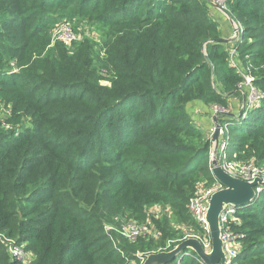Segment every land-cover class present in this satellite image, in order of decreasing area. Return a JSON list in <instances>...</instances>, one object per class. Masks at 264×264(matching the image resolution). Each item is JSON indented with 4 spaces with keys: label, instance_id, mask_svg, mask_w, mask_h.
<instances>
[{
    "label": "trees",
    "instance_id": "trees-1",
    "mask_svg": "<svg viewBox=\"0 0 264 264\" xmlns=\"http://www.w3.org/2000/svg\"><path fill=\"white\" fill-rule=\"evenodd\" d=\"M210 7L0 0V103L10 110L0 116V264H126L176 246L184 227L211 241L187 207L200 183H217L212 139L188 105L217 107L225 135L237 126L234 156L264 167V0H227L240 25L231 46ZM60 23L96 34L58 40ZM246 75L255 99L240 87ZM258 195L231 225L240 247L231 264H264V185ZM128 220L163 235L129 239ZM181 264L201 263L188 250Z\"/></svg>",
    "mask_w": 264,
    "mask_h": 264
},
{
    "label": "built area",
    "instance_id": "built-area-1",
    "mask_svg": "<svg viewBox=\"0 0 264 264\" xmlns=\"http://www.w3.org/2000/svg\"><path fill=\"white\" fill-rule=\"evenodd\" d=\"M212 3L221 9H227V0H213ZM84 24L87 25L86 23ZM95 34L96 32H94V35ZM54 36L58 40L64 39L68 41L76 39L78 37L73 34L71 24L58 25L55 29ZM232 53H234V50H232ZM234 64L238 66V69L240 72L242 73L244 72V69H242L241 66L237 64L235 61H234ZM240 87L244 88L245 90H247V88H250V90L254 89L252 87V77L249 75H246V82L240 85ZM252 99H255V96H252ZM250 101L252 100L250 99ZM0 105L4 106V104L2 103H0ZM4 111H5L6 116H7V113H10V110L6 109L5 106H4ZM216 127H217V124H215V127L213 128L211 136L214 135ZM220 133L221 135L219 137V142L216 146V152L215 154L213 152L215 145H216L214 143H213L214 147H212L213 150L211 152L213 157L217 159L218 164L221 165L226 172H228L234 177H238L246 181H252V180H255L257 177H261L262 180L264 181V167H260L256 165L254 162H246V161L239 160L237 159L236 156H234V159L229 158V155L227 152V147L229 145V134L225 135L223 127L220 129ZM210 168H212V162H211ZM223 187H224L223 184L219 182L218 180H217V183L213 185H209V186H206L204 183H200L194 195L190 198V201L187 204L189 211L191 212L193 217L196 219V221L200 224V226H202L205 232L210 233L209 225L206 220V215H207L208 207H209V199L211 198L214 192L222 189ZM261 191H262V186L256 187L257 195L260 194ZM160 211H161V206H158V205H155L149 210L150 213L157 214V215L158 213H160ZM238 211H239V206L228 205L221 212V216H220L222 239H223L224 251L226 253V262H225L226 264L232 263V260L238 255V251L240 249L238 242H237L238 235H236L231 230L232 223H237L239 220ZM123 233L127 237H129V239H132V240L142 235L146 236L148 239L158 240L163 235L162 231L158 229L155 223L151 222L150 220L144 223H138L137 221H131L127 225V227H125V231ZM190 237L199 238L204 244V248L210 251V248H211L210 240H203L201 236L193 234V233H186L182 239L184 240ZM173 242H174L173 240H169L165 246H162L161 248H159L157 251H154V252L172 250V248L175 247V246H172ZM234 245H236L237 247L235 248ZM139 255H140L139 259H132L128 261L126 264H143L146 259L147 254L139 253ZM198 260H199V257H198ZM199 262L201 264H204L200 260ZM176 264H181V260L178 259L176 261Z\"/></svg>",
    "mask_w": 264,
    "mask_h": 264
},
{
    "label": "water",
    "instance_id": "water-1",
    "mask_svg": "<svg viewBox=\"0 0 264 264\" xmlns=\"http://www.w3.org/2000/svg\"><path fill=\"white\" fill-rule=\"evenodd\" d=\"M220 125L216 127L213 135V142L216 152V146L220 137ZM212 173L215 178L223 184V188L214 192L209 199V207L206 220L209 225L211 237L210 251L204 248V244L199 238L190 237L180 242L174 249L170 251L153 252L147 255L143 264H170L180 258L184 252L192 249L196 252L199 260L204 264H226V253L224 251L222 230L220 225L221 212L228 206H243L251 203L256 197V187L263 186L264 181L261 177L255 180L246 181L238 177H234L226 172L217 159L212 155ZM180 256V257H179Z\"/></svg>",
    "mask_w": 264,
    "mask_h": 264
},
{
    "label": "rangeland",
    "instance_id": "rangeland-1",
    "mask_svg": "<svg viewBox=\"0 0 264 264\" xmlns=\"http://www.w3.org/2000/svg\"><path fill=\"white\" fill-rule=\"evenodd\" d=\"M214 7L217 8V10L220 12L221 19H219L215 15H213V16L211 15V17L213 18V20H216L217 22L218 21L220 22V23L219 22L218 23L220 24V29H221V33L220 34L221 35L223 34V35L229 36V37H227L228 40L230 39V37L233 38L235 36L233 38V40H232V44H233L235 38L237 37L236 36V32H235V29L238 27L236 25L237 23L230 17V15L228 14V10L227 9H221V8L217 7L216 5H214ZM63 24L69 25L68 23H60V25H63ZM71 26H72L73 34L75 36L80 37V38L92 36V35H94V32H95V27L93 25H89V26L88 25H85V24L84 25H81L79 27L78 32L75 30V28L73 27L72 24H71ZM226 29H229V32L226 31ZM238 36H239V33H238ZM54 38H55V36H54ZM249 92H250L251 96H255L256 90L255 89H252V90L249 89ZM232 100H233V105H234L235 109L237 108L236 110H232V111L239 112L241 110L240 109V106L238 107V103H237V100H239V98H236V99L232 98ZM194 102H197V103L200 104V106H204L205 108H207L210 111V113H211V117H212V115H214V117H215V115L219 114L218 113L219 111L216 109L215 106H212L211 107V105H207V104H205L202 101H194ZM198 109H199V107H198ZM239 113H241V111ZM0 116H2V117L3 116H6L3 105H0ZM214 117H213V120H212V122L214 121V125L212 124L211 128L209 129V134L212 133L213 128L215 127V124H217V126L219 124L220 125V128H222L223 126L226 127V124L222 125L220 122L215 121ZM236 128H237V126L234 125V124H231L228 127V131H229L230 138H229V145L227 147V152H228L229 158H231V159H234V154L237 153L236 146L234 144L232 145V136H233L234 130ZM220 135H221V133H220ZM212 147H214V146H212ZM212 150H213V148H212ZM211 157H212V154H211ZM211 162H212V160H211ZM258 200L259 201L262 200V195H260V194L258 195ZM161 212H162V209H161L160 213ZM160 213H158L157 216H159ZM130 222H131L130 220L125 221L124 226H123V230L124 231H125V227H127V225ZM177 227H179V226H177ZM120 229H122L121 226H120ZM183 230L186 231L187 233L190 232V228H188V227H184ZM234 247L236 248L237 246L234 245ZM14 255L17 256L20 259H23L24 262H29L33 258V253L32 252H27L26 253L22 248H18V247H15L14 248Z\"/></svg>",
    "mask_w": 264,
    "mask_h": 264
},
{
    "label": "crops",
    "instance_id": "crops-1",
    "mask_svg": "<svg viewBox=\"0 0 264 264\" xmlns=\"http://www.w3.org/2000/svg\"><path fill=\"white\" fill-rule=\"evenodd\" d=\"M211 15H215L216 17H218L219 19H221V14L220 12L217 10V8L214 7L213 4H211ZM219 22V21H218ZM220 23V22H219ZM226 31L229 32V29H226ZM223 35V34H222ZM225 38L229 37L226 35H223ZM231 41V37L229 39ZM232 42L228 44V46H231ZM238 103V101H237ZM199 109H198V107ZM188 111L191 114L192 118L195 119L197 125L205 132H207L209 134V129L211 128L212 124L214 125V121L213 117L214 115H212L211 117V113L210 111L205 108L204 106H200L199 103L197 102H192L188 105ZM215 119V117H214Z\"/></svg>",
    "mask_w": 264,
    "mask_h": 264
},
{
    "label": "clouds",
    "instance_id": "clouds-1",
    "mask_svg": "<svg viewBox=\"0 0 264 264\" xmlns=\"http://www.w3.org/2000/svg\"><path fill=\"white\" fill-rule=\"evenodd\" d=\"M211 1V4H213L212 2H213V0H210ZM237 23V22H236ZM238 27L235 29V32H236V35L238 36V33H239V31H240V25L237 23L236 24ZM242 68V67H241ZM243 69V68H242ZM248 90L250 89V88H247ZM215 121H216V119H215ZM214 133V132H213ZM210 135V137H211V139H212V146H213V136H211L212 135V133L211 134H209ZM212 152V151H211ZM185 240V239H184ZM183 241V240H182ZM181 241V242H182ZM178 245V244H177ZM176 245V246H177ZM175 246V247H176ZM175 247H173L172 249H174ZM190 250H192V249H190ZM192 251H194V250H192ZM188 252V251H187ZM187 252H184V253H187ZM195 252V251H194ZM153 253V252H152ZM196 253V252H195ZM148 255V254H147ZM183 255V254H182ZM182 255H181V257H182ZM197 255V254H196ZM180 257V256H179ZM198 257V256H197ZM146 258H147V256H146ZM178 259H180V258H178ZM178 259H176L175 261H177ZM146 260V259H145ZM175 261H173V262H175ZM145 262V261H144ZM173 262H171L170 264H173ZM176 264V263H175Z\"/></svg>",
    "mask_w": 264,
    "mask_h": 264
}]
</instances>
